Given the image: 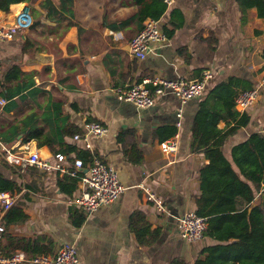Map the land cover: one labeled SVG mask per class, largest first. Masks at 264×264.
<instances>
[{
    "label": "crops",
    "instance_id": "crops-1",
    "mask_svg": "<svg viewBox=\"0 0 264 264\" xmlns=\"http://www.w3.org/2000/svg\"><path fill=\"white\" fill-rule=\"evenodd\" d=\"M46 1L56 9L51 17ZM138 8V0H72L70 16L60 10L59 0H31L11 5L8 12L0 11V26L13 23L21 12L32 21L30 28L0 44V78L13 66L24 74L19 81L0 85V132L14 125L22 127V133L29 126L30 131L40 128L44 134H52L57 124L53 115L48 119L46 113L53 112V103H61V118L67 117L68 123L82 132L74 135L78 139L69 137L65 143L90 154V162L76 175L80 171L85 174L91 160L97 158L115 170L125 188L114 202L85 215L67 204L70 197L57 185L64 177L76 176L27 167L29 171L24 169L26 173L15 178L13 170L19 168L3 159L4 149L26 143L30 153L37 152L49 162L58 153L40 146L36 137L27 133L10 144L0 142V173L20 186L18 193L10 192L14 196L10 209L0 205V254L20 250L27 255L14 238L47 236L53 244L50 254L62 244L72 245L79 264H194L203 248L217 244L207 236L187 242L177 231L179 216L196 211L200 170L208 164L203 152L191 150L192 126L199 103L211 87L233 77L253 88L264 79V21L250 9L243 24L236 0H175L158 20L167 43L139 60L129 52V41L139 32V22L131 18ZM206 70L213 74L207 92L184 106L170 92L156 96L150 108H139L114 93L116 88L154 76L196 80ZM32 81L34 86L14 95L9 111L4 110L9 104L3 99L7 90L17 91L21 84ZM238 113H245L249 122L221 147L233 167L232 148L263 131L264 92L254 106ZM90 122L101 124L107 132L102 136L87 134L85 125ZM170 128L178 135L177 151L164 154L160 143L173 138ZM217 128L227 127L221 121ZM128 131L131 134L123 135ZM131 146L138 162L128 156ZM63 155L69 164L81 159L74 153ZM80 190L79 181L71 198ZM149 194L162 201L166 213L156 210ZM14 206L27 216L24 222L8 221L7 212ZM75 212L83 214L80 225L75 223ZM134 216L139 220L137 228L148 226L145 240L149 243L139 242L130 224Z\"/></svg>",
    "mask_w": 264,
    "mask_h": 264
},
{
    "label": "trees",
    "instance_id": "trees-1",
    "mask_svg": "<svg viewBox=\"0 0 264 264\" xmlns=\"http://www.w3.org/2000/svg\"><path fill=\"white\" fill-rule=\"evenodd\" d=\"M30 1L0 0V11L8 12L11 5ZM59 1L60 10L72 16V0ZM236 1L242 11L243 24L246 22V13L250 9H255L258 18L264 21V0ZM138 4V10L131 17L139 22L138 31L141 30L146 18L159 20L165 12V6L161 0H150L148 3L145 0H138ZM45 5L49 7V17L56 13L50 1H46ZM22 6L18 7V12ZM22 76L24 74L20 69L13 66L3 79L0 78V85H3V82L5 84L8 81H19ZM32 85L34 86L33 81L21 84L17 91L7 90L3 99L9 104L4 110L9 111L10 101L14 95ZM251 88L250 84L231 77L211 87L199 103L192 126L191 150L203 152L208 164L200 170L201 194L195 200V212L206 218V229L203 236L214 239L217 244L203 248L194 264H264V127L262 133H253L245 141L232 148L231 156L234 167L221 151L226 139L249 122V117L245 113L239 114L235 110L234 99L240 92ZM61 105L58 102L53 103V112L46 113V118L51 119L53 115L54 122L57 124V129L52 134H44L40 128L30 131L29 126L22 133V127L12 125L6 132H0V142L10 144L18 135L27 133L28 136L34 135L38 144L46 145L51 152L67 155L74 153L75 157L82 159V166L87 165L90 162V154L65 143L66 138L81 135L82 132L68 123L67 117L61 118L63 116ZM34 118L35 115H33ZM57 120L62 124H58ZM221 121L225 122L226 130L217 128V124ZM168 130L170 138L176 134L175 129ZM127 133L131 134L128 131L123 135ZM55 146H57L56 150ZM127 151L130 160L137 161L133 146ZM21 170L24 169L13 170L15 178H20L30 169L24 170L23 173ZM81 174L80 171L76 178L64 177L58 180L57 185L60 192L71 198L78 189ZM19 190L20 186L17 181L9 180L0 173V192L9 191L16 194ZM7 213L10 223H22L27 219L22 209L17 206ZM77 213L75 212L74 216L77 218L74 219L76 225H80L83 221V214ZM138 222L137 216L131 219L132 229L141 244L149 243L145 240V236L149 234L148 226L146 225L147 227L143 229L141 226L137 228L135 224ZM152 234L155 235L156 231ZM13 242L27 253L29 259L40 254H50L53 246L51 239L47 236L35 240L14 238ZM180 263V261H174L172 264Z\"/></svg>",
    "mask_w": 264,
    "mask_h": 264
},
{
    "label": "built area",
    "instance_id": "built-area-1",
    "mask_svg": "<svg viewBox=\"0 0 264 264\" xmlns=\"http://www.w3.org/2000/svg\"><path fill=\"white\" fill-rule=\"evenodd\" d=\"M174 1L161 0L165 8L171 7ZM31 25L32 21L29 15L21 12L13 23L0 26V44L16 36L18 32L30 28ZM167 41L168 38L161 30L159 21L147 19L143 23L142 29L129 41V52L133 58L141 60L153 49L164 46ZM212 79L213 74L209 70L202 72L200 78L196 80L184 78L169 80L154 76L128 86L116 88L114 93L118 99L131 102L139 108H150L155 104L156 96L170 92L184 106L190 100L203 97ZM263 92L264 79L255 87L242 91L236 96L234 99L235 110L240 113L245 112L258 102ZM181 113L180 108L177 113L178 119L181 118ZM177 126H180L179 122H177ZM85 130L87 134L93 136H102L107 132L104 126L96 122L86 124ZM78 138L79 136H74L75 140ZM27 144L4 149L3 159L17 168L35 167L46 172L56 171L60 175L76 176L77 170L82 168L81 159H74L72 164H69L66 156L60 153L55 154L50 162L41 159L37 152L30 153L26 149ZM177 146L178 135L176 134L170 140L160 143V149L164 154H174L177 151ZM86 148L90 149L89 144H86ZM71 167L74 169H70ZM79 180L81 190L77 195L68 199L67 204L85 215L92 213L100 206L114 202L125 191L115 170L97 158L91 160L86 173L80 176ZM148 196L159 213L167 212L160 199L156 198L154 194ZM13 203L14 196L9 191L0 192V205L4 210L10 209ZM205 229L206 218L197 215L195 212H186L177 220L178 235L187 242L200 240ZM2 230L3 228L0 227V232ZM0 264H79V260L72 245L62 244L52 254H40L31 259L20 250L13 251L8 255L0 254Z\"/></svg>",
    "mask_w": 264,
    "mask_h": 264
},
{
    "label": "rangeland",
    "instance_id": "rangeland-1",
    "mask_svg": "<svg viewBox=\"0 0 264 264\" xmlns=\"http://www.w3.org/2000/svg\"><path fill=\"white\" fill-rule=\"evenodd\" d=\"M99 14L102 15V10L99 11Z\"/></svg>",
    "mask_w": 264,
    "mask_h": 264
}]
</instances>
